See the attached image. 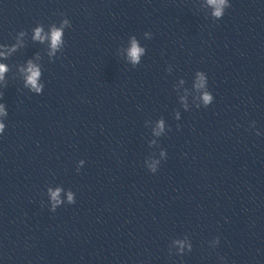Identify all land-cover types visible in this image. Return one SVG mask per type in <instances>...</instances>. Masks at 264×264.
<instances>
[{"label":"water","instance_id":"water-1","mask_svg":"<svg viewBox=\"0 0 264 264\" xmlns=\"http://www.w3.org/2000/svg\"><path fill=\"white\" fill-rule=\"evenodd\" d=\"M229 4L0 0V45L21 44L0 61V264H264V0ZM65 19L49 56L33 29Z\"/></svg>","mask_w":264,"mask_h":264},{"label":"clouds","instance_id":"clouds-1","mask_svg":"<svg viewBox=\"0 0 264 264\" xmlns=\"http://www.w3.org/2000/svg\"><path fill=\"white\" fill-rule=\"evenodd\" d=\"M208 5L213 9L212 15L216 19H222L224 10L230 7L229 0H207ZM69 27V21L67 19L63 20L59 27L53 25L48 32H44L42 27H36L33 29L32 39L35 42L45 43L47 42L49 45V56H54L56 52H58L63 47V36L65 28ZM23 33H21V37ZM21 44L18 41L17 44L12 45L11 47L0 45V61L6 60L9 55L16 52L18 47ZM146 49L143 48L139 41L133 37L130 40V45L126 49V59L127 62L132 65H139L141 63V59L144 55H146ZM9 69L5 63L0 62V86L3 85V82L6 78ZM23 77H24V86L28 88L30 91L41 94L43 91V85L39 83V80L42 76L41 68L38 64L34 63L32 60H29L26 66L20 69ZM208 82L207 77L202 72L196 73V79L194 82V88L197 93H199V100L204 107H209L214 102L213 95L207 90ZM182 103L185 104L186 101L182 100ZM8 115L6 106L3 103H0V135H3L5 132L6 124L4 120ZM165 125L163 121L157 122L156 126L153 128L154 136H161L164 134ZM161 156H164V153H161ZM159 160H154L151 164L148 165V171L152 174H156L158 172ZM79 171V169H78ZM61 189H56L53 191L51 188L47 189V194L50 197V211L55 212L56 209L61 206L64 202L59 198ZM74 195L69 192L67 194V203L75 204ZM180 245L181 251L184 248V245L179 241L176 242ZM217 243H219V237H217ZM191 249L189 248V251Z\"/></svg>","mask_w":264,"mask_h":264}]
</instances>
